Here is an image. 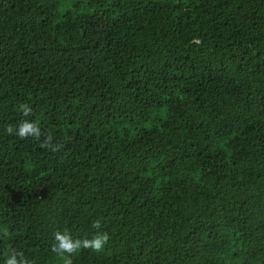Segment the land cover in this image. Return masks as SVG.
I'll list each match as a JSON object with an SVG mask.
<instances>
[{
  "label": "trees",
  "instance_id": "trees-1",
  "mask_svg": "<svg viewBox=\"0 0 264 264\" xmlns=\"http://www.w3.org/2000/svg\"><path fill=\"white\" fill-rule=\"evenodd\" d=\"M57 230L110 236L73 264H264V0H0V264H62Z\"/></svg>",
  "mask_w": 264,
  "mask_h": 264
},
{
  "label": "clouds",
  "instance_id": "clouds-1",
  "mask_svg": "<svg viewBox=\"0 0 264 264\" xmlns=\"http://www.w3.org/2000/svg\"><path fill=\"white\" fill-rule=\"evenodd\" d=\"M19 110L24 117L32 114L31 107L26 103L20 104ZM6 132L9 135L19 137L21 140L33 138L41 141V147L53 153L62 150L64 147L62 143L54 142L51 134H45L38 123L28 119L21 120L15 126L10 124L6 128ZM93 227L99 229L101 227L100 221H94ZM3 235L7 236L8 233L5 231ZM53 239L54 243L51 246L52 252L61 259L62 264H73V258L82 250H90L97 254L103 252L105 246L109 243L110 236L107 232H97L91 239H74L70 232L57 230L53 235ZM4 264H32V262L25 257L23 252L10 249L4 259Z\"/></svg>",
  "mask_w": 264,
  "mask_h": 264
}]
</instances>
